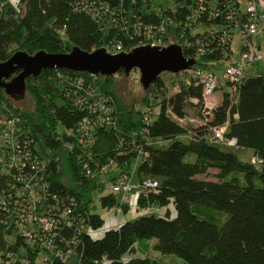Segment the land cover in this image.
<instances>
[{"label": "trees", "instance_id": "obj_1", "mask_svg": "<svg viewBox=\"0 0 264 264\" xmlns=\"http://www.w3.org/2000/svg\"><path fill=\"white\" fill-rule=\"evenodd\" d=\"M101 1L107 2L115 13L122 5L120 10L126 20L133 15L145 19L150 6L144 8L139 2L133 5L131 0ZM161 1L154 0L164 6ZM172 1L177 4L175 8L167 6L163 13L172 16L184 55L197 60L194 68H212L229 61L233 56V31L245 23L239 0H206V12L192 26L187 18L192 15L196 1ZM7 2L0 0V62L16 51L31 55L38 51L62 54L76 46L92 52L113 41L121 42L125 52L136 47L137 41L131 43L115 23L98 21L81 10L78 0H18L24 6L20 15L6 8ZM199 26L210 29L194 33ZM114 76L43 70L37 78L26 80L27 93L35 104L33 112L10 107L8 113L12 115L6 117L19 118L20 139L27 136L30 141L25 153L32 152L46 164L41 172L44 181L38 190L43 186L47 191H40L38 208L45 214L55 212L62 219L56 229L60 236L54 242L57 249L62 252L73 249L77 264H164L148 256L125 259L138 246L145 250L152 248L160 255H175L186 264H264V75L244 79L233 97L228 91L229 84H224L222 100L211 117L190 131L180 121L187 117L189 105L203 104L202 86L194 81L187 84L185 80L167 98L165 84L158 77L145 90L143 103L148 106L149 100L161 99L159 113L154 120L147 116L149 124L142 117L139 129L134 121L139 113L125 108L118 100L119 111L115 106L110 119L77 104L80 96L87 97L86 91L116 99L110 88ZM81 83L88 90H79ZM7 97L0 91L1 113L6 112L2 103L9 100ZM154 111L151 108L148 114L154 115ZM85 119L86 132L92 140L79 133ZM223 125L225 137L236 139L239 149L252 150L258 163L243 162L210 141L211 129ZM137 158L141 159L137 182L152 179L158 183L151 192L140 194L138 207L172 204L175 217L141 216L106 231L102 237L92 238L87 230H99L105 222L92 212L90 200L86 199L94 187L91 185L96 174L111 162L112 169L119 170L118 175L111 176L112 180L130 174L128 169ZM10 169L9 161L0 163V249L25 257L28 246L8 217L11 211H16L23 185L9 184L14 183ZM210 169L217 170L216 181L198 178L207 175ZM27 175L24 173L23 178L28 179ZM7 183L11 185L8 188ZM100 204L109 210L117 200L106 195L101 197ZM66 210L71 214H66ZM152 240L155 243L150 246ZM41 258L37 255L34 261ZM56 264L67 263L57 260Z\"/></svg>", "mask_w": 264, "mask_h": 264}, {"label": "built area", "instance_id": "obj_2", "mask_svg": "<svg viewBox=\"0 0 264 264\" xmlns=\"http://www.w3.org/2000/svg\"><path fill=\"white\" fill-rule=\"evenodd\" d=\"M150 1V2H149ZM196 7L193 10L192 15L188 16L187 22L189 26L198 20L205 12L206 0H195ZM18 2V1H17ZM138 2L147 5L145 19L141 16L137 17L133 15V18L125 19L122 16V5L118 10V13L111 12L110 6L107 2L101 0H78L77 4L81 10L88 11V13L98 21L107 20L109 23H115L121 34H124L128 40L132 43L137 41L136 47L139 46H166V39L168 38L169 28L174 25L172 16L164 14L166 9L164 6L157 5L154 0H131L133 5ZM19 3V2H18ZM210 15H215L210 13ZM245 15V23L241 27L242 31V52L238 58H234L229 65L225 67L221 72L213 71L211 68H192L188 72L191 76L186 80L189 84L190 81H194L195 85H201L203 90V102L209 104L215 98V94L218 88H222L224 84H229V93L233 97L236 95L239 86L244 80V70L247 66L261 62L264 60V54L260 47L256 46L252 38L263 34L264 30L261 28V24L264 23V2L262 0H249ZM145 20V21H144ZM134 21V22H133ZM175 26V25H174ZM226 37L228 33L225 32ZM106 51L115 55L125 52L124 46L121 42H111L107 47H104ZM135 48V47H134ZM133 49V48H132ZM131 49V50H132ZM129 52V51H128ZM203 53V52H202ZM197 58V57H196ZM185 72V71H184ZM183 73V72H181ZM80 85L79 90H85L86 88ZM88 90V89H86ZM77 91V90H76ZM76 91L72 94H76ZM87 97H79L77 104L85 105L91 113H101L102 116H106L107 119L111 118V115L115 113L114 101L108 96H96L90 91L85 92ZM89 99H92L90 101ZM213 103V102H212ZM210 106L206 105L205 112L212 115V110L219 104L215 102ZM19 118H11L4 124L0 132V139L2 145L0 146V163L9 161L11 170V179L14 183H22V192L19 194L18 200L16 198V211L9 213V221L14 224V227L18 231L19 238L22 242L27 244L26 256L16 257L13 253L8 252L6 249H0V264H56V261L66 262L67 264H77L73 262L74 255H76L73 249H67L62 252L54 245L56 237L59 236L56 229L60 227L62 219L55 212L45 214L38 208L40 202V191L46 193L47 189L42 186L41 190H38L39 184L44 181V177L41 174L46 168V164L39 160L36 155H32L30 151L25 153L27 145L30 143L28 137H22V129L17 125ZM145 124H149L150 120L147 116L143 118ZM88 120L82 121L79 128V133H83L89 136L88 139L92 140L91 134L87 131ZM226 125L215 127L211 129L212 136L210 141L212 143L224 144L227 147H237V141L234 138L225 137ZM252 164H256L259 160L256 157H252ZM113 164V162L110 163ZM104 166L99 169L96 177L108 173L112 170V166ZM27 173V178L24 179L23 175ZM89 174V172H87ZM7 183V188L10 187ZM158 183L152 179H145L142 182H133L130 174H122L117 176L114 180L110 179L107 184L111 194L116 197L117 204L114 207L109 208V211L118 216L123 213L124 206H130L131 201L137 204V200L140 194H147L157 188ZM134 193V194H133ZM4 203V202H3ZM14 207V208H15ZM66 214H71L70 210H66ZM71 226V223H67ZM116 227H109L110 229H116ZM94 231L87 230V233L94 239L99 238L93 236ZM105 231V232H106ZM103 232V233H105ZM61 234V233H60ZM60 237V236H59ZM24 244V245H25ZM22 243L20 247H22ZM42 256L41 261H34L36 256ZM77 257V256H76Z\"/></svg>", "mask_w": 264, "mask_h": 264}, {"label": "rangeland", "instance_id": "obj_3", "mask_svg": "<svg viewBox=\"0 0 264 264\" xmlns=\"http://www.w3.org/2000/svg\"><path fill=\"white\" fill-rule=\"evenodd\" d=\"M18 0H8V2L5 4L6 8H9L11 10H14L17 12V14H22L24 10V6L20 3L17 2ZM161 3L165 6V8L168 6L169 9L173 10L175 6L177 5L175 2L172 0H162ZM249 0H239V5H240V13L241 15L246 13V9L248 6ZM199 26L194 29V33L196 32H203L204 30L210 29L209 27H203ZM175 26L172 25L169 28L168 31V40L167 43L168 45L171 44H178V41L180 40L179 35L176 33ZM261 28L264 30V23L261 24ZM253 41L260 42L263 45V49L261 50L262 53H264V32L261 35H257L253 37ZM167 46V45H166ZM242 46H243V41H242V31H241V26L238 25L232 35V40H231V50L233 52V57L238 58L239 55L242 52ZM228 65V61H222L217 64V66H213L211 70L221 72L222 70L225 69V67ZM258 75H264V60L258 63L251 64L247 66L244 70V77H253V76H258ZM190 74L188 72H183V73H177V74H172V73H162L160 75L161 80L165 84L166 88V94L167 98L171 97L173 94L176 93L177 87L190 78ZM113 84L111 85V91H113L114 95L116 96V99H113L115 106L117 107V101L121 103L122 106H124L127 109H134V111L138 112L139 114L135 115L134 121L137 123L138 129L140 128V123L139 121L142 119L144 116H148L151 120L156 119V115L159 113V100H149L148 106H145L143 103V99L145 97V90L143 89L142 85L140 84V74L138 70H133L129 75L126 74H115ZM222 89L218 88L215 94V98L212 99L211 101H208L209 104H198L197 106H193V104L189 105L187 108V117L180 121L183 126H185L189 131L194 130L203 124L207 122V120L211 117L209 114L205 112V109L207 108L206 105L210 106V103H217V100L221 101L222 100V95L223 92H221ZM9 100H4L2 103V107L5 108V113H1L0 110V132L2 130V127H4V124L8 121L9 116H11V113H8L11 108H15L19 111L23 112H33L34 110V101L30 97V95L27 93L26 90V96L24 100L20 101H14L7 97ZM218 98V99H217ZM218 101V102H219ZM212 103V104H213ZM153 108L154 115H149L150 109ZM119 111V110H118ZM141 113V114H140ZM9 115V116H8ZM8 116V118H6ZM219 145V147L222 150H225L227 152H231L235 154L239 160L243 162H250L252 157H253V152L252 150L249 149H239L238 147H227L224 144L220 143H215ZM2 145V141L0 139V146ZM141 159L137 158L132 162V166L128 169L131 180L133 182H137V167L140 164ZM119 170L118 169H112L108 173H105L101 175L100 177L94 178V182L91 185L94 186L92 187L89 192L86 194V199L90 200V207L92 208V212L95 214L100 215L101 217L104 218L105 222L104 225L102 226L101 229H99L97 232H94L93 236L100 235L102 232H105L107 228L109 227H116L117 226V221L119 220V223L122 221H132L134 218L131 215L132 213H121L117 217L113 213H111L108 209H104L101 207L100 204V199L103 196L111 194L110 189H108L107 184L109 183L111 176L113 175H118ZM217 174V170L215 169H210L207 175L204 176H199V179H204V180H211V181H216L217 179L215 178V175ZM134 194V193H133ZM138 207V205L136 204ZM135 203L131 201V206L127 207V210L129 209H134L136 208ZM156 207V206H154ZM139 208V207H138ZM159 208V207H156ZM126 210V211H127ZM123 211V212H126ZM151 215V214H148ZM152 215L159 216L157 209H155L152 212ZM123 222V223H124ZM120 223V224H121ZM119 224V225H120ZM155 241V240H154ZM159 261L164 262L165 264H186L185 261L175 255H160L159 254ZM73 262H77V257L74 255ZM72 264V262L70 263Z\"/></svg>", "mask_w": 264, "mask_h": 264}, {"label": "water", "instance_id": "obj_4", "mask_svg": "<svg viewBox=\"0 0 264 264\" xmlns=\"http://www.w3.org/2000/svg\"><path fill=\"white\" fill-rule=\"evenodd\" d=\"M196 64L197 60L186 57L178 44L139 46L115 55L105 48L86 52L76 46L62 54L38 51L31 55L16 51L8 60L0 62V90L14 101L24 100L26 80L37 78L46 69L85 72L92 76H112L120 71L129 75L138 70L140 84L147 90L162 73L189 71Z\"/></svg>", "mask_w": 264, "mask_h": 264}, {"label": "crops", "instance_id": "obj_5", "mask_svg": "<svg viewBox=\"0 0 264 264\" xmlns=\"http://www.w3.org/2000/svg\"><path fill=\"white\" fill-rule=\"evenodd\" d=\"M252 41H253V38H252ZM253 43L256 45V46H258V47H260V49L262 50L263 49V45L260 43V42H254L253 41ZM264 54V53H263ZM231 61H232V58L228 61V65L231 63ZM216 66H217V64H216ZM259 76V75H258ZM253 77H256V76H253ZM248 78H250V77H248ZM248 78H245L244 77V79H248ZM222 92V91H221ZM218 99V98H217ZM219 100H217V104L218 103H220V101L218 102ZM131 206V205H130ZM136 206V205H135ZM155 209H157V212H158V214H159V216L158 217H165V216H167V215H170V217L171 218H173V217H175V215H176V212H175V209H174V207H173V205L172 204H169L168 206H165V207H159V208H156V207H154V206H151V207H148V208H145V209H142V208H138L137 206H136V208H134V209H128L126 212H123V213H132L131 215L133 216L132 218H134V220L135 219H138L139 217H141V216H148V214H151L152 215V212L155 210ZM119 216V215H118ZM117 216V217H118ZM133 221V220H132ZM118 223H117V226L121 223H119V220L117 221ZM123 222L124 221H122V223L120 224V225H122L123 224ZM127 222V221H126ZM125 223V222H124ZM119 225V226H120ZM104 233L102 232L98 237H102V235H103ZM150 243V246H152L154 243H155V241L154 240H152V241H150L149 242ZM137 251L135 252V253H133V254H129V255H126L125 256V259H131V258H144V257H146V256H148V257H151V258H154V259H157V260H159L158 258H159V253H157V252H155L152 248H150L149 250H145V249H142V247L140 246H138V248L136 249ZM164 263V262H163ZM103 264H108L107 262H104ZM165 264V263H164Z\"/></svg>", "mask_w": 264, "mask_h": 264}, {"label": "flooded vegetation", "instance_id": "obj_6", "mask_svg": "<svg viewBox=\"0 0 264 264\" xmlns=\"http://www.w3.org/2000/svg\"><path fill=\"white\" fill-rule=\"evenodd\" d=\"M0 91H3V90H0Z\"/></svg>", "mask_w": 264, "mask_h": 264}]
</instances>
